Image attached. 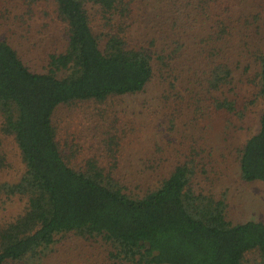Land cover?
<instances>
[{"label":"trees","instance_id":"trees-1","mask_svg":"<svg viewBox=\"0 0 264 264\" xmlns=\"http://www.w3.org/2000/svg\"><path fill=\"white\" fill-rule=\"evenodd\" d=\"M137 1L48 0L64 33L42 71L0 37V134L13 138L24 165L16 182L0 183L1 193L24 199L22 211L0 223V264H43L62 239L102 240L106 254L91 252L92 264H243L246 252L264 264V222L227 218L224 197L206 187L202 147L186 121L179 146L147 168L145 185L117 174L116 137L76 162L77 149L59 136L52 121L59 106L136 95L156 74L167 84L161 100L174 127L183 110L242 116L254 100L234 70L250 62L262 110L258 130L233 155L243 181L264 184V0H154L163 14L132 45Z\"/></svg>","mask_w":264,"mask_h":264},{"label":"rangeland","instance_id":"rangeland-1","mask_svg":"<svg viewBox=\"0 0 264 264\" xmlns=\"http://www.w3.org/2000/svg\"><path fill=\"white\" fill-rule=\"evenodd\" d=\"M29 1L0 0V37L8 40L27 66L42 71L47 54L61 50L64 25L55 17L48 0H34V4ZM261 3L264 5L263 1ZM157 8L159 4L154 0L137 1L128 29V39L132 45L142 42L146 32H152L156 14H163V9L157 11ZM255 30L249 31L251 38H257L252 34ZM259 32L264 38V30ZM250 42L253 44V41ZM245 63L235 68L234 79L241 85V93L246 90L248 98L254 101L248 104L239 117L222 112L221 115L216 112L212 114L211 109L206 108H203L204 115L190 114L185 117L186 111L183 110L181 117L177 114V126L174 127L161 100L167 84L156 74L145 89L136 95L116 97L102 104L88 100L61 105L54 111L52 121L58 127L60 138L67 140V146L77 149L76 162L81 157L87 158L104 151L105 146L100 141L116 137L118 145L115 148L119 153L117 174L121 179H128L123 175V171H128L130 179L133 175L134 181L140 179L144 185L152 178L147 168L157 163L174 146H179V131H182L183 136L186 135V121L191 136L202 147L201 157L209 171L206 187L216 197H224L227 218L233 223L264 222V184L260 181H243L233 155L234 148L258 130L262 110L261 98L251 94L255 92L257 67L249 62V68L244 70L242 67ZM178 86V90H183V87ZM0 150L5 159L4 167L0 169V183H14L21 176L24 165L13 138L0 134ZM23 205L22 197L6 196L0 192V223L19 214ZM55 248L43 264H92L94 258L89 257V254L92 252L93 256L101 259L107 249L100 239H62ZM105 264L112 263L106 261ZM243 264L262 263L256 252H246Z\"/></svg>","mask_w":264,"mask_h":264}]
</instances>
